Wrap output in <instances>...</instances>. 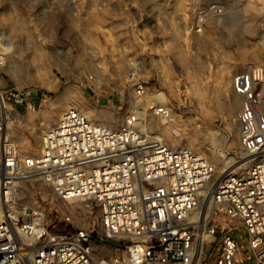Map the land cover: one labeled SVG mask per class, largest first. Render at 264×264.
Returning a JSON list of instances; mask_svg holds the SVG:
<instances>
[{"label":"rangeland","instance_id":"rangeland-1","mask_svg":"<svg viewBox=\"0 0 264 264\" xmlns=\"http://www.w3.org/2000/svg\"><path fill=\"white\" fill-rule=\"evenodd\" d=\"M0 38V97L14 88L37 103L2 110L22 154L38 155L43 132L76 107L112 128L138 113L153 138L204 154L216 181L255 159L240 143L232 78L264 64V0H0ZM132 72L149 94H133ZM160 97L173 122L153 114ZM1 179L0 218L10 208ZM13 181L15 210L42 205L52 219L77 211L87 223L100 215L90 202L75 210L42 180Z\"/></svg>","mask_w":264,"mask_h":264},{"label":"built area","instance_id":"built-area-1","mask_svg":"<svg viewBox=\"0 0 264 264\" xmlns=\"http://www.w3.org/2000/svg\"><path fill=\"white\" fill-rule=\"evenodd\" d=\"M130 80L134 95L149 94L137 72ZM232 87L242 98L240 143L255 159L246 173L218 181L204 154L153 138L138 113L112 128L69 108L43 132L38 155L22 154L2 110L37 103L28 92L5 90L0 173L10 208L0 218V264H264V64L235 74ZM158 99L153 114L173 122L172 108ZM15 178L42 180L75 210L90 202L83 206L100 215L87 223L77 211L52 219L42 205L15 210Z\"/></svg>","mask_w":264,"mask_h":264},{"label":"bare ground","instance_id":"bare-ground-1","mask_svg":"<svg viewBox=\"0 0 264 264\" xmlns=\"http://www.w3.org/2000/svg\"><path fill=\"white\" fill-rule=\"evenodd\" d=\"M1 98V97H0ZM164 143V142H163ZM166 144V143H165ZM220 179V178H219Z\"/></svg>","mask_w":264,"mask_h":264}]
</instances>
